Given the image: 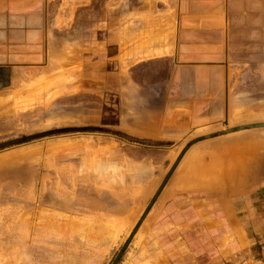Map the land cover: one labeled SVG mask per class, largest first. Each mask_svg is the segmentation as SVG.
Here are the masks:
<instances>
[{"label": "crops", "instance_id": "crops-1", "mask_svg": "<svg viewBox=\"0 0 264 264\" xmlns=\"http://www.w3.org/2000/svg\"><path fill=\"white\" fill-rule=\"evenodd\" d=\"M103 60L117 71L129 135L198 140L162 195L187 197L158 236L170 261L222 254L213 237L234 238L239 251L264 240V135L214 132L232 123L238 93L255 90L243 81L264 74V0H0V108L6 77L82 93L87 78L101 83Z\"/></svg>", "mask_w": 264, "mask_h": 264}, {"label": "rangeland", "instance_id": "rangeland-1", "mask_svg": "<svg viewBox=\"0 0 264 264\" xmlns=\"http://www.w3.org/2000/svg\"><path fill=\"white\" fill-rule=\"evenodd\" d=\"M102 53L105 58L104 47ZM104 67L103 60L101 83L87 78L82 93H64L61 80L53 85L45 76L22 73L14 85L6 77L0 264H114L121 253L117 264L174 263L158 236L172 228L165 223L176 214L173 204L187 197L164 202L162 195L176 184L180 162L198 140L147 144L129 135L117 71ZM247 85L255 90L238 93L232 123L216 126L215 136L264 135V74L241 87ZM213 239L222 254L199 255L192 264H264L262 237L245 239L241 251L234 238Z\"/></svg>", "mask_w": 264, "mask_h": 264}, {"label": "water", "instance_id": "water-1", "mask_svg": "<svg viewBox=\"0 0 264 264\" xmlns=\"http://www.w3.org/2000/svg\"><path fill=\"white\" fill-rule=\"evenodd\" d=\"M259 127H264V126H259ZM123 253H121L120 255H119V257L117 258V260L115 261V263L114 264H117L118 263V261H119V258H120V256L122 255Z\"/></svg>", "mask_w": 264, "mask_h": 264}, {"label": "trees", "instance_id": "trees-1", "mask_svg": "<svg viewBox=\"0 0 264 264\" xmlns=\"http://www.w3.org/2000/svg\"><path fill=\"white\" fill-rule=\"evenodd\" d=\"M140 143H147V144H150L151 142H150V141H140Z\"/></svg>", "mask_w": 264, "mask_h": 264}, {"label": "bare ground", "instance_id": "bare-ground-1", "mask_svg": "<svg viewBox=\"0 0 264 264\" xmlns=\"http://www.w3.org/2000/svg\"><path fill=\"white\" fill-rule=\"evenodd\" d=\"M75 73V72H74ZM76 74V73H75ZM201 131V130H200ZM206 131V130H205ZM204 132V131H203ZM201 133H202V131H201ZM191 159V158H190ZM241 193V192H240ZM238 232V231H237ZM140 233V232H139ZM239 234V233H238ZM140 235V234H139ZM238 236V235H237ZM145 237V236H144ZM241 237V236H240Z\"/></svg>", "mask_w": 264, "mask_h": 264}]
</instances>
